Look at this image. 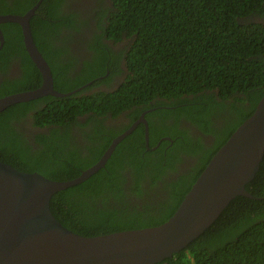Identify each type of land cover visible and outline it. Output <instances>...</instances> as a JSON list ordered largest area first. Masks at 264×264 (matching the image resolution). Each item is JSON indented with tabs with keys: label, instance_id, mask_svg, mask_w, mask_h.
<instances>
[{
	"label": "trees",
	"instance_id": "16d2710c",
	"mask_svg": "<svg viewBox=\"0 0 264 264\" xmlns=\"http://www.w3.org/2000/svg\"><path fill=\"white\" fill-rule=\"evenodd\" d=\"M15 1L0 14L22 15L36 3ZM108 1L98 29L109 40L129 42L124 79L111 90L86 93L119 71L120 57L99 41L87 45L91 56L67 77L72 61L64 47L53 49L51 36L54 26L60 25L57 21L63 26L73 15H59L63 0H42L29 25L33 42L51 69L53 88L60 93L83 89L0 112V162L53 181L74 179L96 163L112 140L144 112L148 147L140 123L117 144L103 168L50 198L52 216L84 237L165 222L264 95V0ZM0 28L4 38L0 60L19 58L24 72L1 86L0 98L35 89L40 74L24 50L19 26L4 23ZM120 114L128 120L126 125H105V120H116ZM84 115V123H76L90 129L83 151L65 128ZM26 118L44 131L25 133ZM167 118H174V124L165 122ZM180 118L209 135L212 143L203 145L191 138L177 126ZM182 155L191 160L190 166L173 179L165 176V171L175 170ZM244 188L252 198L235 196L197 238L156 264H264V154Z\"/></svg>",
	"mask_w": 264,
	"mask_h": 264
},
{
	"label": "water",
	"instance_id": "95a60500",
	"mask_svg": "<svg viewBox=\"0 0 264 264\" xmlns=\"http://www.w3.org/2000/svg\"><path fill=\"white\" fill-rule=\"evenodd\" d=\"M40 2L22 15H0V23L20 27L24 50L41 79L33 90L1 97L0 112L14 104L44 96L63 98L81 89L60 93L53 88L50 68L33 42L29 25ZM2 45L0 31V49ZM140 123L144 125L148 147V128L141 114L112 140L96 163L71 180L53 181L0 162V264H156L197 238L235 196L252 198L244 187L257 172L264 154V95L252 115L211 157L175 212L162 224L92 237L63 227L50 212L51 196L103 168L117 144Z\"/></svg>",
	"mask_w": 264,
	"mask_h": 264
},
{
	"label": "flooded vegetation",
	"instance_id": "af4514ba",
	"mask_svg": "<svg viewBox=\"0 0 264 264\" xmlns=\"http://www.w3.org/2000/svg\"><path fill=\"white\" fill-rule=\"evenodd\" d=\"M19 1L24 2L25 0H19ZM37 1L38 0H36V3ZM15 4H16L15 0H0V9H6L8 6L12 7ZM107 7H109L108 0H104V1L102 0V2L101 0H63L62 5L60 7L61 10L59 15L60 16L73 15V17H70L71 22L67 23L70 26L67 24L62 26L61 23L57 21V23H59L60 25L54 26V35L51 36L53 49L57 47H64L65 49L63 50V53L72 61L71 67H67L68 71L66 72V76L69 78L70 76L73 77L78 72L80 66H82L83 61L85 59H89V57L91 56V52L87 50V45L91 41H99L100 44L109 47V50L113 52L114 56L120 57L119 59L115 58L112 60V63H114V60L117 59L116 66L119 69L118 73H112L108 80H106L105 82L103 81L99 82L95 87H93L91 90L87 91L86 93L111 90L115 88L117 84H119L128 73L125 67V60H124V56H125L124 54L128 50L127 45L129 42H127V39L114 42L112 40H109L106 37V35H103L102 31L98 29V26L101 24V22L104 19L103 11ZM2 24L4 23H0V27ZM58 27L59 29H57ZM3 43H4V38H3ZM60 64L61 66H66L68 62H61ZM21 65L22 62L19 60V58L14 56H11L4 61L0 60V88L4 84L7 83L11 84L15 79L24 75L23 68L21 67ZM53 67L56 69V66ZM111 67L112 65L110 63V68ZM107 75H109V71L102 78L107 79L108 78L106 77ZM51 76L53 80L52 73ZM67 77L65 79H69ZM103 79H100V81ZM81 89L83 88L81 87ZM141 114H144V112ZM123 117L125 116L123 114H120V117L118 119L114 120L109 118L105 120L104 123L105 125L112 124L115 126L120 124L126 125L128 123V120L124 119ZM76 118L77 120L75 123L72 122L70 126H66V128L65 127L63 128H65V130L71 134L77 146L84 151L83 144L89 142L87 138L88 135L90 134V129H87L85 127H80L76 123L78 122L84 123V120L85 118H87V116L84 115L82 117H76ZM173 119L167 118L165 122H167L169 125L174 124ZM32 122L33 121L26 118L25 122L22 124L23 131L25 133L35 134L44 131V129L38 128L35 125H33ZM177 126L180 129L185 130L191 138L199 139L203 145H210L212 143V138L209 135L202 134L191 123H189L188 121L182 118L179 119ZM190 164H191V160L188 157L182 155L181 162H178L175 165V170L165 171L166 172L165 176H168V178L173 179L179 176V174L183 173V171L187 169L190 166ZM158 184L160 187L161 183Z\"/></svg>",
	"mask_w": 264,
	"mask_h": 264
},
{
	"label": "bare ground",
	"instance_id": "6f19581e",
	"mask_svg": "<svg viewBox=\"0 0 264 264\" xmlns=\"http://www.w3.org/2000/svg\"><path fill=\"white\" fill-rule=\"evenodd\" d=\"M42 1V0H41Z\"/></svg>",
	"mask_w": 264,
	"mask_h": 264
}]
</instances>
